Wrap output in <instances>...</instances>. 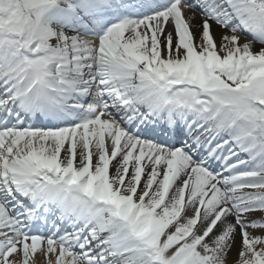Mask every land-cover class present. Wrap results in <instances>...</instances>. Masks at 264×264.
Segmentation results:
<instances>
[{"label":"snow or ice","instance_id":"obj_1","mask_svg":"<svg viewBox=\"0 0 264 264\" xmlns=\"http://www.w3.org/2000/svg\"><path fill=\"white\" fill-rule=\"evenodd\" d=\"M0 264H264V0H0Z\"/></svg>","mask_w":264,"mask_h":264}]
</instances>
